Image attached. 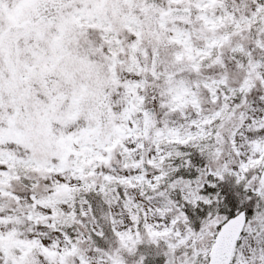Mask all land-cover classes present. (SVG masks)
I'll list each match as a JSON object with an SVG mask.
<instances>
[{
  "label": "snow or ice",
  "instance_id": "snow-or-ice-1",
  "mask_svg": "<svg viewBox=\"0 0 264 264\" xmlns=\"http://www.w3.org/2000/svg\"><path fill=\"white\" fill-rule=\"evenodd\" d=\"M0 264H264V0H0Z\"/></svg>",
  "mask_w": 264,
  "mask_h": 264
}]
</instances>
